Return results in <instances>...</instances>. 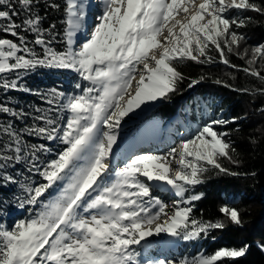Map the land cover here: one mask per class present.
<instances>
[{"label":"snow or ice","instance_id":"snow-or-ice-1","mask_svg":"<svg viewBox=\"0 0 264 264\" xmlns=\"http://www.w3.org/2000/svg\"><path fill=\"white\" fill-rule=\"evenodd\" d=\"M96 23L89 26V4L65 0L63 51L51 47L58 33L55 24L41 26L43 17L34 9L39 0H0V32L18 42L0 38V89L32 90L22 85L21 73L37 68L71 69L88 82L76 84L81 94L66 95L55 88L45 94L54 107L35 109L33 123L16 129L12 122L0 123V180L16 184L7 171L27 165L44 183H28L20 201L35 209L27 219L8 227L0 223V264H219L244 257L250 245L222 247L210 255L172 260H150L136 246L154 235L166 233L184 241L206 237L211 230L224 229L223 220L204 221L194 215V202L202 193L192 189L203 183L212 170L228 173L220 161L234 159L236 149L227 132L216 126L230 123L214 119L192 138L183 140L164 154H135L108 179L112 168L121 121L150 102L165 100L178 91L185 76L178 65L193 61L212 63L211 52L220 62L236 68L230 54L246 59L242 69L264 84V44L251 53L240 45L247 37L238 31L251 17L230 15L252 11L264 15V3L256 0H101ZM19 9L28 15L21 23ZM52 8L60 5L53 3ZM31 32L29 46L20 31ZM83 36L81 40L80 37ZM15 73L12 79L5 74ZM191 79V89L203 80ZM216 83H221L217 80ZM227 86V85H226ZM244 91H248L244 89ZM264 96V87L256 89ZM40 95V93H36ZM67 113L54 118L49 113ZM0 113L24 119L28 113L0 103ZM237 118H233L234 122ZM36 136L63 145L54 158L42 161L40 153L53 151L47 144H28L24 137ZM173 165H176L175 167ZM234 174V173H233ZM150 181L171 186L178 200L171 205L153 195ZM58 188L55 195L50 190ZM3 202L0 201V204ZM32 211V209H29ZM229 222L242 225L239 209L224 206ZM264 249V244L260 245Z\"/></svg>","mask_w":264,"mask_h":264},{"label":"trees","instance_id":"trees-1","mask_svg":"<svg viewBox=\"0 0 264 264\" xmlns=\"http://www.w3.org/2000/svg\"><path fill=\"white\" fill-rule=\"evenodd\" d=\"M256 2L264 3V0H256ZM53 3L59 4L60 7H50ZM64 5V0H39V4L34 9L43 17L41 24L43 28H48L52 24L56 25L54 31L58 35L51 47L58 51H63L57 47L63 41ZM17 10L20 15L15 17V20L19 24L28 14L20 10L18 5ZM230 15L252 18L246 27L238 29L247 37L246 41L240 45L241 51L247 48L250 54L253 46L264 44V15L252 11L236 13L235 10ZM18 31L26 36L30 47H34L37 53L43 55V49L31 43L34 40L33 33ZM0 38L18 42L17 38L9 33L0 32ZM211 55L214 58L212 63L199 64L186 61L178 65L185 80L179 84L177 92L159 101L147 115L162 120L171 118L182 112L185 104L199 97L212 101L214 111L217 114L222 112L224 115L222 118L230 121L229 124L216 130L228 133L227 139L236 149L234 159L238 160V163L221 159L220 162L229 169V172L220 173L218 170H212L206 173L203 183L195 186L193 192L203 194L200 200L194 202L193 215L204 221L223 220L226 227L211 230L206 237L196 239L194 245L197 244L199 250L197 247L196 250L194 249V256L210 255L222 247H240L248 244L250 248L244 257L235 260L225 259L219 264H264V249L260 247L264 244V96L256 91L264 87V84L242 71L247 66V58L241 59L235 54H230L228 57L230 63L237 66L233 68L220 62L215 50L211 52ZM261 64H264V61L258 62L256 67L259 68ZM261 74L264 75V71ZM200 77L204 79L189 89L190 80ZM217 80L221 83H216ZM0 103L17 111L23 108L18 93H0ZM234 117L237 119L232 122ZM9 122H12L15 128L18 127L19 121L15 117L0 113V123ZM7 171L18 181L12 184L0 180V201L3 202L0 208L10 210L13 206H20V201L24 197V191L21 188L23 183L20 180L23 169L17 165ZM226 205L239 209L242 225L232 224L221 213L220 209ZM27 206L23 208L26 209ZM30 208L33 209L32 206ZM9 210H5L2 216L6 223L9 222L7 219Z\"/></svg>","mask_w":264,"mask_h":264},{"label":"rangeland","instance_id":"rangeland-1","mask_svg":"<svg viewBox=\"0 0 264 264\" xmlns=\"http://www.w3.org/2000/svg\"><path fill=\"white\" fill-rule=\"evenodd\" d=\"M65 1V0H64ZM86 3L89 4L88 12L89 15L87 17L88 25H94L96 21V17L100 14L102 10V3H96V0H85ZM237 13L238 11L235 10ZM65 30V28H64ZM83 38V36H81ZM80 39L82 40V38ZM59 50H64L65 44H64V31H63V41L61 45L57 47ZM15 73L12 74H5L6 78L12 79L15 77ZM22 80L21 83L25 87L31 89V92H25L22 90H4L0 89L1 94H6L8 92L18 93L21 97V104L23 108L21 107L19 110H23L24 112L28 113V116L24 119H17L19 121L18 127L16 129H23L26 126H31L33 123H41L39 121H34L33 117L38 115V113L35 112L36 108L41 109L42 111H47L49 108L54 107L53 105H49L47 103V97L45 94L49 93V91L53 88L64 92L66 95H73V94H81L82 89L76 88V84H80L83 86H88V82L84 81L78 73L71 69H51V68H37L35 70H32L30 72L21 73ZM40 93V95H37L36 93ZM159 101L154 103L149 109H146L143 112H140L136 115H129L125 117L121 121V126L118 129L119 136L117 140V151L114 152V155L110 157V160L112 161V168L110 172L107 174L108 179H114V173L119 168H122L129 160L130 158L135 155L136 153L141 154H164L168 150H170L173 147H178L183 140L192 138L206 123L211 122L214 119H223L224 116L222 112L218 113L214 111V105L213 102L208 100H203L202 98L196 97L192 100L191 103L185 104L184 109L179 114H175V117L179 116L181 119L185 120L187 122V119L190 118L192 120V123L187 124L188 127H190V131L186 133H180L178 136L175 135V123L180 122L179 118L176 120L170 121L166 124H155V123H140V121L137 120V117H140V115L143 113L148 114L149 110L155 106ZM50 115H53L54 118L57 117H64V119L60 120V123L63 124L66 120L67 113L62 112H54L49 113ZM151 125V126H150ZM149 126V127H148ZM165 126V127H164ZM162 128L164 132L166 133L165 136L168 138L167 141H169V144H163L160 146H155L150 152H142V149L147 147L146 143L141 144L144 137L145 139L149 137V133H145L143 135L144 130H150L151 132H155L158 129ZM216 128H221L220 125H217ZM157 129V130H155ZM166 129V130H165ZM147 135V136H146ZM157 136V135H156ZM170 138V139H169ZM25 141L28 144H34L39 145L41 143L47 144L50 148L53 149L51 153L43 154L40 153V158L42 161H47L49 159L54 158L56 152L62 150L63 145L59 144L58 142H49L46 140H43L36 136H28L25 135L24 137ZM137 141H136V140ZM141 139L140 141H138ZM164 139V138H163ZM161 139L160 141H162ZM135 140V141H134ZM148 140V139H146ZM152 142H159V140L149 139ZM149 141V142H150ZM134 142V143H133ZM135 142H138L135 144ZM148 142V143H149ZM129 143V144H128ZM133 143V144H132ZM172 143V144H171ZM133 145V146H132ZM126 156V157H125ZM21 168L23 169V175L21 177V181L23 184L28 183V179L30 178L31 181H33L35 184L44 183L43 179L35 173H29L27 171V165L20 164ZM174 167L176 165H173ZM153 183L156 185L155 182H148ZM163 184H158L157 187L159 188H153V195H155L157 198L161 199L165 203L171 205L172 200L174 199L173 196L168 194L167 192L160 190L162 188ZM165 185V184H164ZM164 187V186H163ZM170 188V192L174 194V190L171 189V186H168ZM58 191V188L50 190L52 195H55ZM192 192H194V188L192 189ZM26 193L24 192V197ZM175 195V194H174ZM23 197V198H24ZM25 207V206H24ZM31 206H27L26 209L20 206H13L10 210L8 208H0V223H3L5 226L11 227L14 225L15 222H18L22 219H27L31 213L34 214L35 209H32L30 211L29 209ZM28 209V210H27ZM5 210H9L7 213V219H9V222H5V218H3V214ZM195 240L190 241H184L183 239H177L170 237L166 233H161L158 236L154 235L152 237L147 238L146 241H143L141 246H136L138 250L142 252V255L146 259L150 260H159V259H165V260H172L174 262H178L179 260L187 257L191 259L194 256V249L196 250L197 244L194 245ZM155 243H161L162 247H168L170 245L178 246L177 249V255L175 256H162L161 253H157L153 246ZM197 245V246H196ZM167 250V249H166ZM197 250H199V247H197Z\"/></svg>","mask_w":264,"mask_h":264},{"label":"bare ground","instance_id":"bare-ground-1","mask_svg":"<svg viewBox=\"0 0 264 264\" xmlns=\"http://www.w3.org/2000/svg\"><path fill=\"white\" fill-rule=\"evenodd\" d=\"M82 38V37H81ZM83 39V38H82ZM157 102V101H156ZM156 102H150L147 106H142V108L141 109H137L135 112H133V113H130L129 115H136V114H138V113H140V112H143V111H145L146 109H149V107H151L154 103H156ZM151 126V125H150ZM149 127V126H148ZM165 127V126H164ZM155 130H157V129H155ZM166 130V129H165ZM143 132V135L145 134V133H149L148 135H149V137H147L146 139H148V140H146L144 137H142L141 136V138H143L142 139V141L140 142L141 144H145L146 142H149L150 140L149 139H152V140H154V139H156L157 138V140H161V139H163V138H165V136H168V135H166V133L164 132V130L162 129V128H160V129H158L157 131H155L154 133L153 132H151L150 130H144V131H142ZM145 132V133H144ZM157 135V136H156ZM147 136V135H146ZM170 139V138H169ZM136 140V139H135ZM134 140V141H135ZM141 139H139L138 141H140ZM137 141V140H136ZM156 142V141H155ZM158 142V141H157ZM134 143V142H133ZM132 143V144H133ZM136 143H138V142H135V144ZM129 144V143H128ZM133 146V145H132ZM115 151H117V146L115 145L114 146V152ZM152 182H155V181H152ZM156 184V186L158 185V184H163L162 185V188L163 189H166V190H170V188L168 187V185H164V183L163 182H156L155 183ZM164 186V187H163Z\"/></svg>","mask_w":264,"mask_h":264}]
</instances>
